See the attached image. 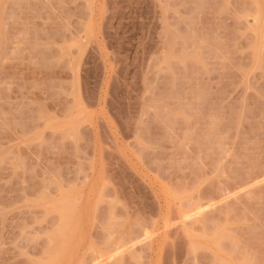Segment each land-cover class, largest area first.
Wrapping results in <instances>:
<instances>
[{"label":"rangeland","instance_id":"obj_1","mask_svg":"<svg viewBox=\"0 0 264 264\" xmlns=\"http://www.w3.org/2000/svg\"><path fill=\"white\" fill-rule=\"evenodd\" d=\"M0 264H264V0H0Z\"/></svg>","mask_w":264,"mask_h":264}]
</instances>
